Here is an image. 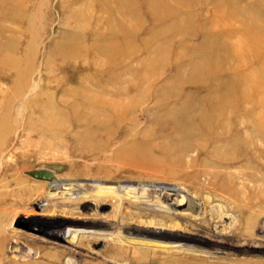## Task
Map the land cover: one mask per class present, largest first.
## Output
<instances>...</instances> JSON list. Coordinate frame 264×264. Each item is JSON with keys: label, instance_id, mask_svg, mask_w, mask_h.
Instances as JSON below:
<instances>
[{"label": "rangeland", "instance_id": "rangeland-1", "mask_svg": "<svg viewBox=\"0 0 264 264\" xmlns=\"http://www.w3.org/2000/svg\"><path fill=\"white\" fill-rule=\"evenodd\" d=\"M263 61L264 0H0V264H264ZM227 105L188 174L128 156Z\"/></svg>", "mask_w": 264, "mask_h": 264}, {"label": "bare ground", "instance_id": "bare-ground-1", "mask_svg": "<svg viewBox=\"0 0 264 264\" xmlns=\"http://www.w3.org/2000/svg\"><path fill=\"white\" fill-rule=\"evenodd\" d=\"M262 63L264 65V61ZM243 84L244 85L250 84L247 81L246 77L243 78ZM233 110L234 109H231L228 105L225 106L224 109L219 108L218 106H209L205 110V112L207 114L210 113L211 115L206 120L203 119L201 121H194V119H187L185 117L181 119V121L180 119L177 121L175 120L173 124L174 126L172 127L173 131L165 134V136L164 134H160L159 132L152 133L148 136L144 135V138L141 139L139 142L131 143L127 151L129 154L128 156H133L134 155L133 151H138L140 153V157H143L142 159L144 160L142 161L143 162L142 164H145L146 167H148L146 168L147 170L164 174L165 177H167L166 175L177 176L179 173H181L180 170L182 169L186 172V174H188L189 172H191L189 171V168L192 166L193 162L195 161V159L192 158L190 153L195 150H198V151L201 150V145H198L197 141L198 142L202 140L205 141L204 139L205 129L209 130L210 127H215V126H220V125L222 128L225 129L230 114H233L232 112ZM172 112L173 114L177 113L175 110H172ZM227 112H230V113H227ZM249 117H250V114H249ZM221 137L220 136L210 137L208 138L207 142L227 139L226 136L223 138ZM158 138H162L163 140H166V143H165L166 145L163 148H160L156 143H154V141H156ZM237 139L238 138L236 137L232 143V146L235 150H238L239 148V146L237 147L238 144H236ZM156 149H160V154L164 156L165 154L169 153L168 157L164 158L160 155V157L157 159L153 158L151 151L156 150ZM183 158H187V159L189 158V161H186L185 165L179 164V159L183 160ZM219 158L213 156L212 161H210L209 159L208 162H206L209 165V167L202 168V170L205 171V180L208 182V185L209 187L211 186V188L212 187L213 188L223 187L220 184L217 185L218 184L217 178L219 174L214 169L216 166H221L224 163L222 162L221 158L220 159ZM167 164H171V167L167 166ZM210 166H215V167H210ZM202 170L200 172H202ZM246 185H242L241 186L242 188L239 187L243 190H239V191L236 190L234 193H236V195L242 194V196H244L246 194L245 191H248L249 193L246 194L245 196V200L248 201L251 197L253 189L250 188L248 185L247 186ZM229 186L230 185H225V187H227L228 190L233 191V189L230 188L231 186L230 187ZM158 201H161V199H159ZM245 203L246 204L243 206L250 209L251 206L250 207L247 206V205H251L249 201L248 202L245 201ZM182 205L183 204L181 203V206ZM123 255L125 254L123 253Z\"/></svg>", "mask_w": 264, "mask_h": 264}]
</instances>
